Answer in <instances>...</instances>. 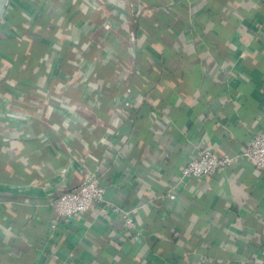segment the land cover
Returning a JSON list of instances; mask_svg holds the SVG:
<instances>
[{"label": "crops", "instance_id": "crops-1", "mask_svg": "<svg viewBox=\"0 0 264 264\" xmlns=\"http://www.w3.org/2000/svg\"><path fill=\"white\" fill-rule=\"evenodd\" d=\"M9 6L16 41L46 12L57 30L24 88L0 55V264H264V171L242 161L166 197L201 150L235 155L264 128V0ZM94 170L136 227L102 202L53 229L52 200Z\"/></svg>", "mask_w": 264, "mask_h": 264}, {"label": "built area", "instance_id": "built-area-1", "mask_svg": "<svg viewBox=\"0 0 264 264\" xmlns=\"http://www.w3.org/2000/svg\"><path fill=\"white\" fill-rule=\"evenodd\" d=\"M130 92V90H128ZM131 102L127 101L119 107L120 111L130 108ZM242 161H248L256 169L264 171V128L255 135L248 146L235 155L219 156L210 149H204L191 159L183 168L180 176L176 179L174 186L166 192V197L175 200L178 196L179 186H184L189 179H204L212 176L219 170L228 169L233 165H239ZM106 187L100 182L98 172L90 171L86 179L76 188L58 194L53 200L54 223L56 228L60 221L85 214L94 204L106 203L109 211L121 215L127 226L136 227L135 220L130 211L111 204L106 198ZM108 210H104L107 212Z\"/></svg>", "mask_w": 264, "mask_h": 264}, {"label": "trees", "instance_id": "trees-1", "mask_svg": "<svg viewBox=\"0 0 264 264\" xmlns=\"http://www.w3.org/2000/svg\"><path fill=\"white\" fill-rule=\"evenodd\" d=\"M15 1V0H14ZM35 3L36 0H31ZM69 0H63V4L66 5ZM148 1V0H147ZM151 1V0H150ZM12 3V0H10ZM7 9L5 17L0 24V55L4 58L13 62L12 69L10 68V73L8 79L11 81H15L16 83H20V87L24 88V84H21L23 80L27 79H36L39 76V71L36 69L39 64L40 58L43 53V45L41 44V39H52L55 38L53 33L57 30L56 27V18L50 12H46L43 14V17L38 20L35 24L34 29L35 33L28 39V41L19 42L15 40L16 33H20L25 31L26 28V18L22 15H19L15 9L12 8ZM229 23L234 25L232 18L229 20ZM64 27V25H63ZM62 27V28H63ZM156 36L159 39H155L157 42H161L164 46L163 49V57H167L168 52V44L162 40L163 30H157ZM1 32H4L6 35H2ZM7 37V38H5ZM64 41V40H63ZM168 42V40H166ZM19 42V43H18ZM154 42V39H152ZM65 43V41H64ZM6 68L5 61L0 58V80L4 81L3 71ZM7 78V77H6ZM7 81V80H6ZM6 81L3 85L0 86H8ZM1 82V81H0ZM8 82V81H7ZM134 90L137 87H140L137 84V81H133Z\"/></svg>", "mask_w": 264, "mask_h": 264}, {"label": "water", "instance_id": "water-1", "mask_svg": "<svg viewBox=\"0 0 264 264\" xmlns=\"http://www.w3.org/2000/svg\"><path fill=\"white\" fill-rule=\"evenodd\" d=\"M10 0H0V24L3 21Z\"/></svg>", "mask_w": 264, "mask_h": 264}]
</instances>
